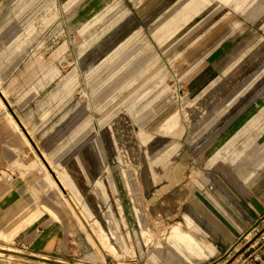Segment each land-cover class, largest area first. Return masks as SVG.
Masks as SVG:
<instances>
[{"label": "rangeland", "instance_id": "obj_1", "mask_svg": "<svg viewBox=\"0 0 264 264\" xmlns=\"http://www.w3.org/2000/svg\"><path fill=\"white\" fill-rule=\"evenodd\" d=\"M0 99V264H264V0H0Z\"/></svg>", "mask_w": 264, "mask_h": 264}, {"label": "crops", "instance_id": "obj_2", "mask_svg": "<svg viewBox=\"0 0 264 264\" xmlns=\"http://www.w3.org/2000/svg\"><path fill=\"white\" fill-rule=\"evenodd\" d=\"M13 197V195H11ZM3 199V198H2ZM0 199V212H3L7 209V207H9L10 205V200L6 199L5 201ZM10 201V202H9ZM213 206V209H215L214 211L216 212L217 216L215 215V221L216 223L219 225L220 229L224 232L223 233V236H226V240H227V237L230 239H232L233 241V244L235 242H237V239H239L240 237V234L239 233H236L237 232V228H236V225H232V223H236L238 222L237 220L235 219H229V217H226V215L219 211V209L214 206ZM49 212L52 213L51 209L48 208L47 206H44ZM3 208V209H2ZM5 209V210H4ZM3 210V211H2ZM42 213V210H37V211H33L31 212L27 217H25V220L26 222L25 223H32L33 221H35ZM214 214V213H213ZM34 223V222H33ZM22 225H18L16 227H14L13 229L10 230V233H12L11 235H13V233H16L20 228H21ZM229 226H231L233 229H231ZM234 230V231H233ZM239 234V235H238ZM249 263V262H248Z\"/></svg>", "mask_w": 264, "mask_h": 264}, {"label": "bare ground", "instance_id": "obj_3", "mask_svg": "<svg viewBox=\"0 0 264 264\" xmlns=\"http://www.w3.org/2000/svg\"><path fill=\"white\" fill-rule=\"evenodd\" d=\"M1 100V99H0ZM1 105H2V101H1ZM11 116V115H10ZM13 119V118H12ZM15 121V124L17 123L16 122V120H14ZM13 121V122H14ZM19 127H20V125H18ZM16 127H17V125H16ZM18 127V128H19ZM21 129V128H20ZM37 157V156H36ZM43 162V161H42ZM44 163V162H43ZM45 166V165H44ZM48 169V168H47ZM46 169V170H47ZM49 171V170H48ZM47 171V172H48ZM51 174V173H50ZM48 175H49V172H48ZM49 177H51V179H52V176L50 175ZM55 179H53V180H51L52 181V183L54 184V185H56V183H55V181H54ZM59 180V179H58ZM49 181V180H48ZM58 185V184H57ZM56 185V186H57ZM53 186V185H52ZM57 188H59V185H58V187ZM60 190V189H59ZM61 192V191H60ZM62 195V194H61ZM70 205V204H69ZM179 234V238L182 240V241H187V244L189 245L190 244V242H192V241H195V240H193L194 238L190 235V234H188V233H185V232H178ZM195 243V242H194ZM193 243V244H194ZM0 248H4V246H1L0 245ZM0 257L1 258H8V259H17L16 258V256H14V254H12V253H5L4 251H2V250H0Z\"/></svg>", "mask_w": 264, "mask_h": 264}, {"label": "water", "instance_id": "obj_4", "mask_svg": "<svg viewBox=\"0 0 264 264\" xmlns=\"http://www.w3.org/2000/svg\"><path fill=\"white\" fill-rule=\"evenodd\" d=\"M260 219H262V217H259L258 219H256L255 224L258 223Z\"/></svg>", "mask_w": 264, "mask_h": 264}]
</instances>
